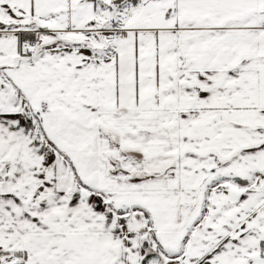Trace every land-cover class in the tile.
I'll use <instances>...</instances> for the list:
<instances>
[{
  "label": "snow or ice",
  "instance_id": "snow-or-ice-1",
  "mask_svg": "<svg viewBox=\"0 0 264 264\" xmlns=\"http://www.w3.org/2000/svg\"><path fill=\"white\" fill-rule=\"evenodd\" d=\"M0 264H264V0H0Z\"/></svg>",
  "mask_w": 264,
  "mask_h": 264
}]
</instances>
